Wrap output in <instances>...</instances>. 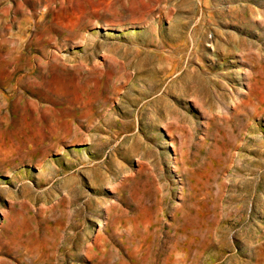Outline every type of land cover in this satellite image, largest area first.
<instances>
[{"label":"rangeland","instance_id":"1","mask_svg":"<svg viewBox=\"0 0 264 264\" xmlns=\"http://www.w3.org/2000/svg\"><path fill=\"white\" fill-rule=\"evenodd\" d=\"M0 264H264V0H0Z\"/></svg>","mask_w":264,"mask_h":264},{"label":"bare ground","instance_id":"2","mask_svg":"<svg viewBox=\"0 0 264 264\" xmlns=\"http://www.w3.org/2000/svg\"><path fill=\"white\" fill-rule=\"evenodd\" d=\"M42 9H47V6L46 5H43L42 6ZM161 84V83H160ZM101 85H102V83H101ZM157 85V84H156ZM98 88H99V86H98ZM153 89H155V85L153 84V86L150 88V90H149V93H151V92H153ZM148 93V94H149Z\"/></svg>","mask_w":264,"mask_h":264}]
</instances>
